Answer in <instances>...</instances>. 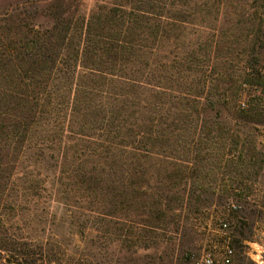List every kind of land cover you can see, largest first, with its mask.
Segmentation results:
<instances>
[{
  "label": "trees",
  "instance_id": "trees-1",
  "mask_svg": "<svg viewBox=\"0 0 264 264\" xmlns=\"http://www.w3.org/2000/svg\"><path fill=\"white\" fill-rule=\"evenodd\" d=\"M220 1L99 0L85 16L82 0H52L45 28L35 7L3 16L0 199L20 170L21 185L43 183L32 169L52 160L67 188L109 190L112 206L160 229L189 155H230L219 111L253 116L240 101L251 75L227 93L230 74L216 72ZM13 243L0 252L23 246L25 264L53 263L44 245Z\"/></svg>",
  "mask_w": 264,
  "mask_h": 264
},
{
  "label": "rangeland",
  "instance_id": "rangeland-1",
  "mask_svg": "<svg viewBox=\"0 0 264 264\" xmlns=\"http://www.w3.org/2000/svg\"><path fill=\"white\" fill-rule=\"evenodd\" d=\"M51 1L0 0V19L35 7L34 24L45 28ZM97 2L82 0L81 14ZM220 2L216 72L230 74L227 93L238 89L239 76L251 75L240 100L251 109L250 120H236L232 103L219 111L221 131L233 134L230 155L221 158L219 148L215 156L189 155L187 179L170 188L160 229L144 226L146 217L133 209L112 206L109 190L97 198L89 188H67L52 160L32 169L43 181L32 189L20 184V170L0 199V240L42 244L52 264H197L207 252L219 261L227 246L231 264H264V0ZM10 250L0 252V264H25L23 246Z\"/></svg>",
  "mask_w": 264,
  "mask_h": 264
},
{
  "label": "built area",
  "instance_id": "built-area-1",
  "mask_svg": "<svg viewBox=\"0 0 264 264\" xmlns=\"http://www.w3.org/2000/svg\"><path fill=\"white\" fill-rule=\"evenodd\" d=\"M221 230L227 229V224L221 223L220 225ZM233 250L230 247H225L219 261H216L214 259V256L210 253L207 252L203 254L201 259L197 262V264H231L232 259H233Z\"/></svg>",
  "mask_w": 264,
  "mask_h": 264
}]
</instances>
